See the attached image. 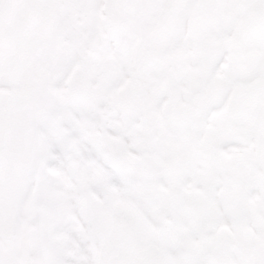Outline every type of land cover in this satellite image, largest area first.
<instances>
[{
    "label": "snow or ice",
    "instance_id": "1",
    "mask_svg": "<svg viewBox=\"0 0 264 264\" xmlns=\"http://www.w3.org/2000/svg\"><path fill=\"white\" fill-rule=\"evenodd\" d=\"M0 264H264V0H0Z\"/></svg>",
    "mask_w": 264,
    "mask_h": 264
}]
</instances>
